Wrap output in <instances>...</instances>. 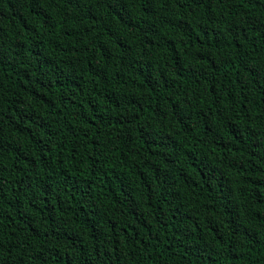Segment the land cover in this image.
<instances>
[{
    "label": "trees",
    "instance_id": "obj_1",
    "mask_svg": "<svg viewBox=\"0 0 264 264\" xmlns=\"http://www.w3.org/2000/svg\"><path fill=\"white\" fill-rule=\"evenodd\" d=\"M0 264H264V0H0Z\"/></svg>",
    "mask_w": 264,
    "mask_h": 264
}]
</instances>
